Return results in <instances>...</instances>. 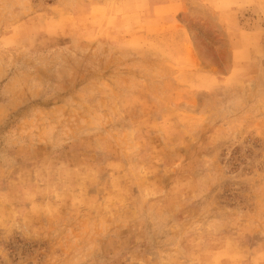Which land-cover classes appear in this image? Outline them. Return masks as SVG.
<instances>
[{"label":"rangeland","instance_id":"1","mask_svg":"<svg viewBox=\"0 0 264 264\" xmlns=\"http://www.w3.org/2000/svg\"><path fill=\"white\" fill-rule=\"evenodd\" d=\"M0 264H264V0H0Z\"/></svg>","mask_w":264,"mask_h":264}]
</instances>
